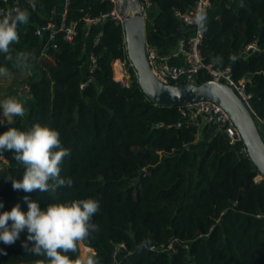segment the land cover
Listing matches in <instances>:
<instances>
[{"label":"trees","instance_id":"16d2710c","mask_svg":"<svg viewBox=\"0 0 264 264\" xmlns=\"http://www.w3.org/2000/svg\"><path fill=\"white\" fill-rule=\"evenodd\" d=\"M197 1L152 0L149 15L155 31L169 36L180 30L184 24L177 13L191 12ZM210 2L214 6L218 0ZM59 3L37 0L36 9L30 2L19 7L30 13L29 22L18 27L12 60L0 53V67L25 74L11 93L24 104L25 114L0 123V134L9 127L27 131L36 123L57 130L62 146L70 150L60 176L73 184L55 192L14 190L12 180H21L25 169L12 151H4L8 162L0 168V213L16 204L26 213L25 197L41 210L49 203L93 198L100 203L92 219L97 230L81 242L95 251V264H113L121 243L126 246L123 264H264V177L256 179L261 174L248 153L231 145L220 129L200 153L193 147L198 125L185 120L178 107L152 102L134 68L130 84L123 86L114 63L129 62L125 32L111 18L102 22L92 50L98 66L88 77L94 79L81 87L88 77L80 67L89 60L84 18L110 12V1L71 0L67 21L77 23V35L69 41L59 33L55 45L38 58L42 36L36 31L56 21ZM204 29V62L231 66L236 80L246 79L247 103L259 124L264 119V0H229L219 17L206 19ZM254 41L261 51L243 56ZM20 53L34 58L30 71L17 67ZM209 79L202 69L195 81ZM27 87L32 95H21ZM26 239L22 232L13 245L0 242V264H46V256L25 250ZM81 242L75 253H67L73 261L83 262ZM172 242L174 250L160 249Z\"/></svg>","mask_w":264,"mask_h":264},{"label":"clouds","instance_id":"9594fccd","mask_svg":"<svg viewBox=\"0 0 264 264\" xmlns=\"http://www.w3.org/2000/svg\"><path fill=\"white\" fill-rule=\"evenodd\" d=\"M29 17L30 13L20 8L0 13V53L9 60L13 58L11 46L19 43L18 27L28 24ZM205 20L206 13L198 11L195 23L201 30L204 29ZM33 59L30 53H20L16 57V65L23 71H30ZM7 75V69L0 67V76ZM0 110L3 118L23 117L25 114L24 104L11 96L0 102ZM4 151H12L13 158L25 169L21 180H12L14 190L55 192L59 187H71L73 184L70 178L60 176L61 164L70 155V150L62 146L60 133L53 128L39 123L27 131L9 127L0 134V153ZM24 199L28 204L26 213L21 211L19 204L13 206L11 211L0 213V242L13 245L21 233L26 232L27 239L22 246L33 255L46 256V264H95L91 257L83 262L80 259L73 261L67 253H75L79 242L97 230V225L92 223L100 209L97 199L49 203L44 210L28 197ZM3 207L0 203V208ZM35 264L44 262L36 261Z\"/></svg>","mask_w":264,"mask_h":264},{"label":"built area","instance_id":"2783aa9c","mask_svg":"<svg viewBox=\"0 0 264 264\" xmlns=\"http://www.w3.org/2000/svg\"><path fill=\"white\" fill-rule=\"evenodd\" d=\"M107 1H110L113 4L112 10L106 14H103L100 17H85L84 21L87 25L101 24L107 18H111L116 22L122 24L123 14H121V1ZM141 1L144 5L145 15L147 17L148 11L153 5L152 0ZM0 2L8 5L3 9L5 13L14 8H19L23 2H30V5L33 9L37 8V0H0ZM64 3L65 11L60 22L49 21L45 25L39 27L36 31V33L40 36H43L45 32H48L51 40V45H55L54 41L56 40L57 35L59 33H64L65 38L69 41H73L78 33L77 23H68L67 21V9L71 3V0H65ZM210 6V0H198L191 12L186 14L180 12L177 13L178 17L183 22L184 27H188L191 29L190 35L181 42L179 50L174 55V57L181 60L182 63L173 64L169 61V58L161 57L156 50L150 48L149 60L151 63L152 70L158 77V79L163 82L179 83V81L196 82L195 80L197 78L198 73L202 69H205L207 73L211 76V79L222 81L231 85L237 90L241 97L246 102H248V100L251 98V94H249L246 90V79L236 80L234 78L231 66L225 68H216L212 64L204 62L202 54V45L205 36V29L201 30L199 26L195 23V16L198 11L203 10L206 13L207 19V13ZM97 42L95 43V45L97 44ZM260 51L261 48L259 47L257 41H254L246 46L244 52H242V55L248 56ZM90 61L92 63L90 73H92L96 70L98 66L97 59L93 52L90 54ZM114 66L115 71L118 73V77L116 79L123 86H128L130 78V69L134 68L132 62L130 60L128 62L123 61L121 59H117L114 63ZM93 79L94 77L92 75H89V77L82 82L81 87H86L91 81H93ZM178 108L181 115L187 121L193 122V118L197 115H200L204 117L206 121L214 123L217 126V129L223 130L225 132L231 145L238 147V150L241 153H247V148L243 142V138L239 129L235 125L230 114L219 104L211 100H201L178 106ZM0 123H3V121ZM258 125L264 138V119ZM7 162L8 159L0 153V168H3ZM160 249L174 250L173 242L170 244L168 249H166V247L164 246ZM122 251H126V246L124 243L118 245L114 253L113 264H123Z\"/></svg>","mask_w":264,"mask_h":264},{"label":"water","instance_id":"95a60500","mask_svg":"<svg viewBox=\"0 0 264 264\" xmlns=\"http://www.w3.org/2000/svg\"><path fill=\"white\" fill-rule=\"evenodd\" d=\"M122 26L125 32L128 58L137 74L145 95L160 106L178 107L190 102L211 100L223 107L239 129L247 153L264 177V138L248 103L231 85L209 79L202 83H166L158 79L149 60L150 44L147 33L145 8L141 0H120ZM185 27H182V29ZM21 95H32L27 87ZM163 124L161 123L160 126ZM145 173L142 174V177Z\"/></svg>","mask_w":264,"mask_h":264},{"label":"crops","instance_id":"0c3cea01","mask_svg":"<svg viewBox=\"0 0 264 264\" xmlns=\"http://www.w3.org/2000/svg\"><path fill=\"white\" fill-rule=\"evenodd\" d=\"M65 0H60L59 5L55 8L54 18L56 22H60L63 13L65 11ZM229 3V0H220L214 6L211 4L207 19H213L219 17L225 5ZM6 4L0 2V11L3 10ZM148 41L150 47L156 50L161 57L169 58L171 63L176 62L178 59L174 57L175 53L179 50L181 42L186 39L190 33V28H181L172 35L162 36L158 34L153 25L151 24L147 29ZM102 34V23L87 25V40H86V52L89 54V60L85 62L81 67L84 78L88 77L91 68L90 54L92 53L95 43L98 41ZM51 46V40L48 32H45L41 38V42L37 52L40 57ZM193 123H196L199 127L198 135L193 147L200 153H204L207 147L208 141L212 139L217 131V126L214 123H210L205 120L204 117L197 115L193 118ZM262 179V177H261ZM93 254L95 251L93 250Z\"/></svg>","mask_w":264,"mask_h":264},{"label":"rangeland","instance_id":"374dc122","mask_svg":"<svg viewBox=\"0 0 264 264\" xmlns=\"http://www.w3.org/2000/svg\"><path fill=\"white\" fill-rule=\"evenodd\" d=\"M150 11V9H149ZM149 11H148V15L146 17L147 20V29H149L150 25L152 24V18L149 15ZM38 58H40V55L38 53ZM25 74H18V75H14V74H10L8 72L7 76H0V102H2L4 99L8 98V97H16V95L11 94L12 93V89H14L15 87H17V84H19L17 82L21 81V79L23 78ZM114 75L117 78L118 77V73L115 71V66H114ZM129 84H130V78H129ZM19 86V85H18ZM18 99V98H17ZM21 101V100H20ZM13 119V117H9V118H3L2 117V110H0V122H4V121H11ZM257 180L261 179V175L256 177ZM81 246V254H82V260L85 261L87 258L92 257L93 254V249L88 247V245L84 244L83 242H81L80 244Z\"/></svg>","mask_w":264,"mask_h":264}]
</instances>
